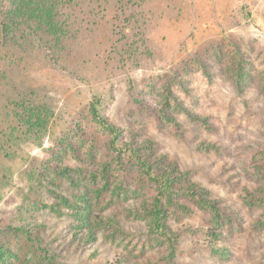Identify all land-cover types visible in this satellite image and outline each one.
<instances>
[{"label": "rangeland", "instance_id": "374dc122", "mask_svg": "<svg viewBox=\"0 0 264 264\" xmlns=\"http://www.w3.org/2000/svg\"><path fill=\"white\" fill-rule=\"evenodd\" d=\"M62 22L0 39V264H264V0Z\"/></svg>", "mask_w": 264, "mask_h": 264}, {"label": "trees", "instance_id": "16d2710c", "mask_svg": "<svg viewBox=\"0 0 264 264\" xmlns=\"http://www.w3.org/2000/svg\"><path fill=\"white\" fill-rule=\"evenodd\" d=\"M85 1L100 2L106 0H0V39L4 44L13 42L19 45V41L15 38L16 32L28 30L38 36L40 34V24L46 27L47 33L56 35L58 32H65L67 31L66 25L62 22L64 9ZM32 21L37 22V25H33ZM21 36H24V34H21ZM91 115L113 136L118 135L117 126L100 113L95 102L91 106ZM134 153L145 166L147 174L151 175L152 172L150 170L153 168L151 161L144 159L137 150H134ZM157 172L154 178L164 179L167 183L171 182V172ZM158 211L160 212L161 210Z\"/></svg>", "mask_w": 264, "mask_h": 264}]
</instances>
